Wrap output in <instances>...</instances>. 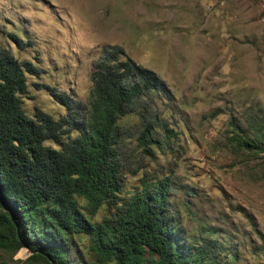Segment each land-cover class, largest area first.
<instances>
[{"label": "rangeland", "instance_id": "1", "mask_svg": "<svg viewBox=\"0 0 264 264\" xmlns=\"http://www.w3.org/2000/svg\"><path fill=\"white\" fill-rule=\"evenodd\" d=\"M115 45L167 83L173 98L159 104L173 136L149 154L130 139L123 153L142 167L123 173L119 203L106 201L91 213L78 196L82 211L101 222L144 181L171 178L178 244L193 251L211 244L224 264H264V0H0V47L41 68L40 76H28L22 96L31 117L36 108L55 118L66 113L46 85L89 105L93 63ZM119 122L136 126L138 119ZM246 134L261 149L235 142ZM45 144L60 149L53 140ZM64 237L71 264H101L90 235ZM0 264L48 263L0 238Z\"/></svg>", "mask_w": 264, "mask_h": 264}, {"label": "trees", "instance_id": "2", "mask_svg": "<svg viewBox=\"0 0 264 264\" xmlns=\"http://www.w3.org/2000/svg\"><path fill=\"white\" fill-rule=\"evenodd\" d=\"M12 40L19 46L17 36ZM40 69L31 60H19L11 48L0 47L1 240L16 243L18 249L28 247L48 264H71L62 241L65 234L76 232L91 236L101 264H224L211 244L193 251L192 244L175 241L178 221L171 198L176 187L171 178L144 181L101 222L90 221L77 201L78 196L86 198L91 213L106 201L119 203L123 173L142 167L133 168L123 153L134 136L148 154L153 146L170 143L173 130L159 100L166 105L173 95L164 79L123 47L106 46L93 63L89 105L46 85L66 113L55 118L36 108L31 117L23 109L22 96L28 92V76H40ZM128 115L137 117L136 126L119 122ZM46 140L60 149L46 145ZM235 142L261 149L248 134ZM40 233L44 236H37Z\"/></svg>", "mask_w": 264, "mask_h": 264}]
</instances>
